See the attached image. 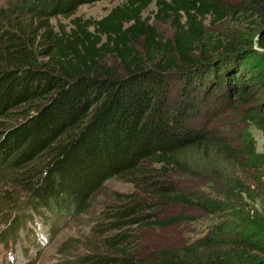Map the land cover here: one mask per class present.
Segmentation results:
<instances>
[{
    "label": "trees",
    "instance_id": "1",
    "mask_svg": "<svg viewBox=\"0 0 264 264\" xmlns=\"http://www.w3.org/2000/svg\"><path fill=\"white\" fill-rule=\"evenodd\" d=\"M96 1L18 0L0 20V213L26 202L77 217L121 180L135 191L107 195L88 252L65 264H264V151L224 121L242 110L264 132V0H156L171 39L142 19L154 0L50 22ZM182 176L251 199L249 229ZM186 208L210 218L202 236L144 245L145 230L193 220Z\"/></svg>",
    "mask_w": 264,
    "mask_h": 264
},
{
    "label": "rangeland",
    "instance_id": "2",
    "mask_svg": "<svg viewBox=\"0 0 264 264\" xmlns=\"http://www.w3.org/2000/svg\"><path fill=\"white\" fill-rule=\"evenodd\" d=\"M18 0H0V20L4 15L10 14V3ZM127 0H98L93 4H83L78 7L77 12L71 17L59 16L52 19L56 29L61 27L67 30L73 27L72 19L76 18L82 22L96 21L106 16L116 6L127 3ZM142 19L153 24L158 35L164 39H171L174 28L171 19L161 18L157 15L156 0L142 12ZM25 21L30 23L35 32L40 33L41 24L36 18L26 17ZM225 28L231 33H239L243 30L241 26L227 21ZM226 123H239L241 131L246 132L253 139L256 150L259 153L264 151V132L260 127L251 123L248 115L242 110H232L230 116L224 119ZM240 131V133H241ZM183 184L188 189H195L208 196H217L225 199L231 205L229 216L234 222L241 223L249 229V219L255 217L253 201L239 193L233 185L214 182L201 183L191 179H184ZM105 189L94 197L92 209L88 213L76 216L57 217L50 209H41L36 212L22 202L19 207L4 210L0 213V264H65L68 260L74 259L87 253V246L90 245L92 227L95 224V217L104 208L108 196L114 192L135 191L134 186L126 181L111 179L105 184ZM22 200V199H20ZM186 214L193 217L176 224L170 228H152L144 231V245L148 248H155L159 244L178 243L180 245L195 241L202 236L210 223L200 209H185ZM6 213L9 215L5 216ZM232 214L235 216L233 217ZM10 219L15 221L13 233L7 229ZM236 220V221H235ZM238 220V221H237ZM69 263V262H67Z\"/></svg>",
    "mask_w": 264,
    "mask_h": 264
}]
</instances>
